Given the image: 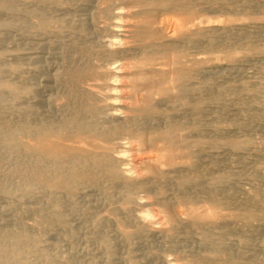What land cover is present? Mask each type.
<instances>
[{
  "label": "bare ground",
  "instance_id": "obj_1",
  "mask_svg": "<svg viewBox=\"0 0 264 264\" xmlns=\"http://www.w3.org/2000/svg\"><path fill=\"white\" fill-rule=\"evenodd\" d=\"M226 1L0 0V10L13 15L0 29L17 37L10 62L0 50V197L20 205L0 221V264H51L39 232L61 228L64 202L88 192L100 195L107 209L99 220L114 224L123 240L206 239L242 218L221 213L216 200L197 207L187 191L206 178L199 148L207 136L184 115L198 107L190 95L200 90L189 81L208 62L192 51L205 47L197 45L207 33L225 32L224 20L203 13L226 10ZM146 191L152 196H138ZM41 196L38 206L23 204ZM227 196L257 202L249 192ZM208 258L165 264H239L219 246Z\"/></svg>",
  "mask_w": 264,
  "mask_h": 264
},
{
  "label": "rangeland",
  "instance_id": "obj_2",
  "mask_svg": "<svg viewBox=\"0 0 264 264\" xmlns=\"http://www.w3.org/2000/svg\"><path fill=\"white\" fill-rule=\"evenodd\" d=\"M228 1L225 2L228 10L216 9L203 13L204 17L219 21H213L217 24L224 20L219 26H225V32H219L220 36L218 33H207L204 39L210 41L203 39L204 42H200L197 47H205L196 49L198 52L192 51V55L198 54L196 56L204 57V60L210 63L203 62L199 66L203 67L201 70L204 71L199 72V68L196 69L197 72L194 71V74L200 76L196 74L189 83L200 91L195 90L196 93L192 92L190 96L193 98L192 104L196 103L198 107L188 108L184 115L187 120L199 125L209 142L204 139L202 149L199 148V151L202 150L199 152L202 158L199 166L206 177L204 183L202 186L188 187L187 191L192 192L197 207H208L210 200H216L221 213H243L242 218L238 215V222L227 229L228 231L219 232L221 235L218 229H215L217 233L212 230L206 239H201L196 233H188L163 238L160 235H133L128 240H123L115 233L114 224L99 220L103 210L105 212L107 209L106 205L101 203L100 195L88 192L87 195L83 194L74 199L73 203L64 202L66 223L61 228L39 232L43 240L41 244L48 250L46 252L51 258V264H165L193 259L199 262L209 259L211 251L213 253L217 246L225 254L229 253L239 264H264V0ZM234 1L240 4H236L238 8ZM234 9L238 11H233ZM12 18L13 15L9 12L0 10V21H10ZM13 30L7 27L0 29V50L6 63L12 59V42L17 39ZM228 49L231 53L223 56L227 51L230 52ZM203 51H208V57ZM41 53L40 51L39 54ZM209 60L216 61L211 64ZM217 60H221V63ZM207 66L209 67L206 68ZM192 137L200 139L194 134ZM231 139L244 145L243 148L232 150L224 144ZM218 174L221 180L216 181ZM248 192L256 198L257 204L254 202L247 205L241 201L234 204L227 196L230 193L241 196ZM151 193L152 191L141 192L138 196H150ZM43 198L41 196L25 200L23 204L38 206ZM9 202L0 197L1 222L11 220V215L19 209V204ZM14 204L18 208L14 207ZM9 206H12L10 210L13 211L8 209ZM137 209L142 208H135ZM27 220L25 218L23 222ZM125 229L131 231L133 227L127 226Z\"/></svg>",
  "mask_w": 264,
  "mask_h": 264
}]
</instances>
